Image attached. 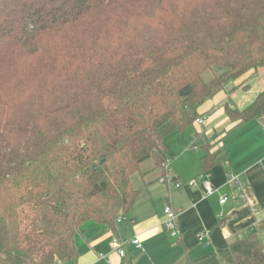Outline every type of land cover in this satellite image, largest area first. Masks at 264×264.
Listing matches in <instances>:
<instances>
[{
    "label": "trees",
    "instance_id": "obj_1",
    "mask_svg": "<svg viewBox=\"0 0 264 264\" xmlns=\"http://www.w3.org/2000/svg\"><path fill=\"white\" fill-rule=\"evenodd\" d=\"M262 65L264 0H0V264H76L79 225L168 183L164 138ZM228 112L264 123V92ZM230 246L264 264L256 236Z\"/></svg>",
    "mask_w": 264,
    "mask_h": 264
},
{
    "label": "crops",
    "instance_id": "obj_2",
    "mask_svg": "<svg viewBox=\"0 0 264 264\" xmlns=\"http://www.w3.org/2000/svg\"><path fill=\"white\" fill-rule=\"evenodd\" d=\"M262 92L264 65L247 70L206 98L197 110L198 116H205L202 124L193 121L164 138L167 178L180 181L181 186L159 180L145 187L114 226L91 219L81 223L74 236L76 264H109L108 260L112 264H230L234 260L230 245L240 237L254 235L264 245V123L234 119L228 112L248 107ZM207 151L213 156L205 168ZM231 176L244 184L242 190L230 181ZM191 179L196 183L190 185ZM204 180L209 181L211 193ZM222 196L228 197L224 203L219 201ZM166 205L176 211L178 234L170 235L175 238L172 242H167L164 232ZM113 236L137 238L139 244L127 243L121 257L110 246Z\"/></svg>",
    "mask_w": 264,
    "mask_h": 264
},
{
    "label": "built area",
    "instance_id": "obj_3",
    "mask_svg": "<svg viewBox=\"0 0 264 264\" xmlns=\"http://www.w3.org/2000/svg\"><path fill=\"white\" fill-rule=\"evenodd\" d=\"M205 116H198L195 121L198 124H202L204 122ZM196 148V147H194ZM168 179V178H167ZM168 182L173 183L174 186L179 187L181 186V182L178 180H167ZM230 181L237 183L238 189L242 190L243 189V183L239 182L236 180L235 176H231L230 177ZM188 183L190 185L195 184L196 181L194 179H191L190 181H188ZM203 186L205 187L207 193H211L212 192V187L209 183L208 180H204L203 181ZM227 196H222L219 201L220 203H224L227 200ZM164 213L166 215V219L164 221V227L167 231V233L171 236H176L178 234V230L176 228V211L170 206V205H166L164 207ZM119 220V218H118ZM200 236V235H199ZM127 243H132V244H139V240L137 238H133V239H127V240H123L120 239L116 236H113L110 242V246L111 248L116 251L121 257H123L126 254V250H125V245ZM109 264H112L109 260H108Z\"/></svg>",
    "mask_w": 264,
    "mask_h": 264
},
{
    "label": "rangeland",
    "instance_id": "obj_4",
    "mask_svg": "<svg viewBox=\"0 0 264 264\" xmlns=\"http://www.w3.org/2000/svg\"><path fill=\"white\" fill-rule=\"evenodd\" d=\"M213 71H215V69H209V70H207V71L203 74L204 78H205V79H209V78H211V77L213 76V74H214ZM133 184H134V186H136V187H138L139 184H140V178H139V176H138L137 174H135V175L133 176ZM144 189H145V187H143V190H144ZM164 232H165V238H166L167 242H169V241L172 242V240L175 239V238H173V239L170 238V235H169L166 231H164Z\"/></svg>",
    "mask_w": 264,
    "mask_h": 264
}]
</instances>
